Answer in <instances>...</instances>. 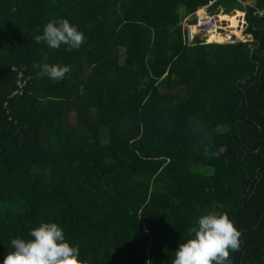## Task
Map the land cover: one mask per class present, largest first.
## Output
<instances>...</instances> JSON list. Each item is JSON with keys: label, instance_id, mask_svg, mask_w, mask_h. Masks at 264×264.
Here are the masks:
<instances>
[{"label": "trees", "instance_id": "trees-1", "mask_svg": "<svg viewBox=\"0 0 264 264\" xmlns=\"http://www.w3.org/2000/svg\"><path fill=\"white\" fill-rule=\"evenodd\" d=\"M247 3L0 0V264L42 222L81 264H172L208 211L241 232L231 264H264V0ZM206 7L252 40L188 46L182 21ZM60 18L78 49L35 42Z\"/></svg>", "mask_w": 264, "mask_h": 264}, {"label": "clouds", "instance_id": "clouds-1", "mask_svg": "<svg viewBox=\"0 0 264 264\" xmlns=\"http://www.w3.org/2000/svg\"><path fill=\"white\" fill-rule=\"evenodd\" d=\"M34 40L51 49L66 46L72 50L78 49L86 37L67 19L60 18L49 21ZM70 71L68 65L45 63L40 75L59 81ZM187 235L188 239L175 251L172 264H231L230 252L240 249L241 232L227 213L208 211L188 228ZM28 236L29 239L17 237L11 240L13 251L4 257L2 264H81L79 246L67 241L59 224L42 222L31 229Z\"/></svg>", "mask_w": 264, "mask_h": 264}, {"label": "built area", "instance_id": "built-area-1", "mask_svg": "<svg viewBox=\"0 0 264 264\" xmlns=\"http://www.w3.org/2000/svg\"><path fill=\"white\" fill-rule=\"evenodd\" d=\"M212 4L213 3H211V5ZM201 11L202 10L200 9L195 14L186 18L181 26L183 29V37L185 42H187V45L190 46L195 45L197 43V40L200 38V36L202 37L208 36L211 34L213 30L217 29L218 27L219 19L217 15H206V14H202ZM25 85H26L25 81L19 80L18 90L15 92V95L21 94L23 92Z\"/></svg>", "mask_w": 264, "mask_h": 264}, {"label": "rangeland", "instance_id": "rangeland-1", "mask_svg": "<svg viewBox=\"0 0 264 264\" xmlns=\"http://www.w3.org/2000/svg\"><path fill=\"white\" fill-rule=\"evenodd\" d=\"M255 1L256 0H248V3L247 4H245V6L246 5H254L255 4ZM242 12V11H241ZM224 13V11H222V8H220L217 12H212L211 10H210V8H205V14L206 15H217L218 16V18L220 17V16H222V17H224V15L225 14H223ZM244 14H245V20H246V13L244 12ZM242 14L241 13H231L230 15H226V16H228L227 18H229L230 19V23L228 24V26H226V28L223 26V24L221 23V21H220V19L218 20V27H217V29H215V30H213L212 32H211V34H216V35H214L212 38H210V36H211V34L210 35H208V36H200V42H208L209 43V41H219V40H222V39H225L224 38V36H226L228 39L227 40H225V41H227L225 44H227V43H230V42H232V41H230L229 40V36L231 35V33L233 32V30H231L229 27H230V25L234 22V24H235V26H234V28H236V29H239L238 28V25L240 24V22H238V21H236L235 22V20H236V17H239V16H241ZM194 19V18H193ZM185 20V19H184ZM184 20L182 21V24L184 23ZM232 21V22H231ZM246 22V21H245ZM246 24L248 25V23L246 22ZM242 25H243V23H242ZM230 29V30H229ZM229 30V31H228ZM240 30V35L239 36H242V32H243V34H244V37L242 36V38H243V40H239L238 42H240V41H242V42H246L248 39V36L249 35H247L244 31H243V28H242V26H241V28L239 29ZM244 30H245V28H244ZM230 34V35H229ZM250 37V40H248V41H251L252 40V36H249ZM210 38V39H209ZM225 41H222V42H225ZM213 43H220V42H213ZM213 43H211V44H213Z\"/></svg>", "mask_w": 264, "mask_h": 264}, {"label": "crops", "instance_id": "crops-1", "mask_svg": "<svg viewBox=\"0 0 264 264\" xmlns=\"http://www.w3.org/2000/svg\"><path fill=\"white\" fill-rule=\"evenodd\" d=\"M222 11H224V9L222 8ZM236 12V11H235ZM224 13H225V11H224ZM223 13V14H224ZM234 13V12H233ZM242 16V15H241ZM241 16H239V17H236V19H239ZM190 17V16H189ZM228 16H224L223 18H227ZM186 18H188V17H185L184 19H186ZM246 21V20H245ZM232 22V21H231ZM226 28V27H225ZM227 29V28H226ZM229 31V30H228ZM246 30H244V32H245ZM230 35V34H229ZM231 35H234L233 33H231ZM250 36V35H249ZM239 38L240 39H243L241 36H239ZM252 38V37H251ZM198 41H199V43H198ZM201 43V44H200ZM234 43H237V42H230V43H227V44H234ZM198 44H200V45H203V44H211V43H208V42H200V40L198 39L197 40V43L195 44V45H193V46H196V45H198ZM213 44H219V43H213ZM223 44H225V43H223ZM188 46H190V45H188Z\"/></svg>", "mask_w": 264, "mask_h": 264}, {"label": "water", "instance_id": "water-1", "mask_svg": "<svg viewBox=\"0 0 264 264\" xmlns=\"http://www.w3.org/2000/svg\"><path fill=\"white\" fill-rule=\"evenodd\" d=\"M247 28H248V25L246 24V25H245V30H247ZM247 39L250 40V37L248 36ZM229 40L232 41V42H236V36H235V35H230V36H229ZM248 40H247V41H248Z\"/></svg>", "mask_w": 264, "mask_h": 264}, {"label": "bare ground", "instance_id": "bare-ground-1", "mask_svg": "<svg viewBox=\"0 0 264 264\" xmlns=\"http://www.w3.org/2000/svg\"><path fill=\"white\" fill-rule=\"evenodd\" d=\"M203 10H205V9H202V11H203ZM202 11H201V12H202ZM224 16H226V15H224ZM235 36H236V35H235ZM239 39H240L239 37H236V41H238ZM209 43H211V42H209Z\"/></svg>", "mask_w": 264, "mask_h": 264}]
</instances>
